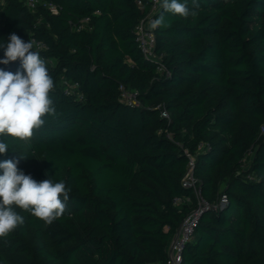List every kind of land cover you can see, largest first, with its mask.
I'll list each match as a JSON object with an SVG mask.
<instances>
[{
    "label": "trees",
    "instance_id": "1",
    "mask_svg": "<svg viewBox=\"0 0 264 264\" xmlns=\"http://www.w3.org/2000/svg\"><path fill=\"white\" fill-rule=\"evenodd\" d=\"M40 1L31 11L0 0V43L13 33L33 42L56 115L28 140L4 137L0 162L19 159L35 181L71 191L51 225L14 206L24 223L0 237V264H166L196 206L181 184L186 152L212 206L179 264H264V0H199L187 18L159 0L166 26L155 29V52L167 74L135 42L150 0ZM0 69L23 71L19 60ZM120 85L137 90L139 105L119 100ZM186 195L190 204L173 202Z\"/></svg>",
    "mask_w": 264,
    "mask_h": 264
},
{
    "label": "clouds",
    "instance_id": "2",
    "mask_svg": "<svg viewBox=\"0 0 264 264\" xmlns=\"http://www.w3.org/2000/svg\"><path fill=\"white\" fill-rule=\"evenodd\" d=\"M161 7L187 18L197 15L200 4L199 0H191L190 8L188 0H162ZM163 26H166L163 14L150 24L152 29ZM0 48H4L0 64L19 60L23 69L15 74L0 69V154H4L9 149L4 137L30 139L33 130L45 123L43 118L55 116L56 109L49 95L54 87L53 79L40 53L32 50L33 42H25L13 33L6 44L0 43ZM18 163L19 159L0 162L3 170L0 175V237H7L24 223V217L14 206L51 225L64 214L71 191L64 181L54 182L51 178L35 181L18 169Z\"/></svg>",
    "mask_w": 264,
    "mask_h": 264
},
{
    "label": "built area",
    "instance_id": "3",
    "mask_svg": "<svg viewBox=\"0 0 264 264\" xmlns=\"http://www.w3.org/2000/svg\"><path fill=\"white\" fill-rule=\"evenodd\" d=\"M28 9L33 11L37 5L41 2L40 0H20ZM138 3L141 4V1L138 0ZM159 0H150L149 11L142 16L136 23L134 27L135 31V42L142 53L143 56L153 58L156 60V69L160 73H166L167 69L164 65V61L161 60V56L155 52V29L150 27L151 22L156 19L155 13L159 8ZM49 9L55 13L57 11L54 4H49ZM36 46H41L42 44L38 41L35 42ZM119 100L130 105H139L138 92L135 89H128L123 85L119 86ZM161 116L167 117L168 113L166 110H162L160 113ZM261 131L264 133V126H261ZM187 153L188 163L186 171L182 177L181 184L184 188H187L194 195L195 207L188 213L180 223L179 229L177 232L170 238L167 247H166V264H179L182 259V251L185 244L190 241L193 237L194 228L198 217L202 210L211 207L212 205L208 203L201 195L198 179L194 175V156L190 153ZM250 154V151L248 150ZM247 153V154H248ZM245 167V166H244ZM246 177L250 180L254 179L252 173H247ZM191 197L189 196H180L174 197L173 202L175 204L179 203H191ZM227 202V196L221 194L218 198L217 206H223Z\"/></svg>",
    "mask_w": 264,
    "mask_h": 264
},
{
    "label": "rangeland",
    "instance_id": "4",
    "mask_svg": "<svg viewBox=\"0 0 264 264\" xmlns=\"http://www.w3.org/2000/svg\"><path fill=\"white\" fill-rule=\"evenodd\" d=\"M70 87H72V86H70ZM251 153H252V150H250V154H249V156H251ZM249 156H248V158H249ZM248 161V160H247ZM248 166V163L247 164H245V167H247Z\"/></svg>",
    "mask_w": 264,
    "mask_h": 264
}]
</instances>
